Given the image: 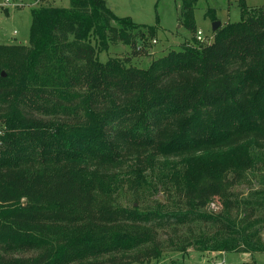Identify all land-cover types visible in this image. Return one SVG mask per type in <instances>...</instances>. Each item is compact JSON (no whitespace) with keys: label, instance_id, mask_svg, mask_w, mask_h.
Returning a JSON list of instances; mask_svg holds the SVG:
<instances>
[{"label":"trees","instance_id":"1","mask_svg":"<svg viewBox=\"0 0 264 264\" xmlns=\"http://www.w3.org/2000/svg\"><path fill=\"white\" fill-rule=\"evenodd\" d=\"M196 3L178 5L192 31ZM239 7L145 67L155 24L105 0L30 8L28 43H0V264L147 261L158 227L188 223L182 249L264 251L261 202L233 189L264 165V5Z\"/></svg>","mask_w":264,"mask_h":264},{"label":"rangeland","instance_id":"2","mask_svg":"<svg viewBox=\"0 0 264 264\" xmlns=\"http://www.w3.org/2000/svg\"><path fill=\"white\" fill-rule=\"evenodd\" d=\"M105 2L118 16H128L138 23L156 25L154 39L149 41L147 47L149 55L139 56L133 60L141 67H145L152 57H157L171 48H178L184 41L199 45L210 42L215 31L212 30V21L219 20L218 27H220L221 24L237 21L240 17L239 0H197L194 10L196 25L195 31H192L179 22V0H105ZM244 2L247 6L264 5V0H244ZM39 5L68 6L69 0H0V43L27 44L30 8ZM197 35L200 36L201 41L197 40ZM125 49L116 43L107 50L99 52L98 57L104 61L109 56L123 55ZM258 168L247 171V178L233 189L239 193V198H251L253 202H261L254 216L260 219L255 226L260 228L264 240V191H262L264 165L261 164ZM154 192L155 190L145 201L135 204L140 207H154L152 199L163 198L159 191ZM118 194L123 204H130L133 200L126 182ZM211 208H215L214 203ZM203 226L205 228V225ZM188 227H192L196 234L199 228L203 229L198 223L158 227L156 233L161 245L165 246L163 252L156 258L129 264H264V251H198L193 245L188 244L182 249L183 243L179 238L188 233ZM98 258H106V256L100 255Z\"/></svg>","mask_w":264,"mask_h":264},{"label":"water","instance_id":"3","mask_svg":"<svg viewBox=\"0 0 264 264\" xmlns=\"http://www.w3.org/2000/svg\"><path fill=\"white\" fill-rule=\"evenodd\" d=\"M220 25L219 20L212 21V30H215Z\"/></svg>","mask_w":264,"mask_h":264},{"label":"built area","instance_id":"4","mask_svg":"<svg viewBox=\"0 0 264 264\" xmlns=\"http://www.w3.org/2000/svg\"><path fill=\"white\" fill-rule=\"evenodd\" d=\"M199 33H200V32L198 31V34H199ZM196 38H197V39H199V40L201 41V39H200V36H199V35H197V36H196Z\"/></svg>","mask_w":264,"mask_h":264}]
</instances>
